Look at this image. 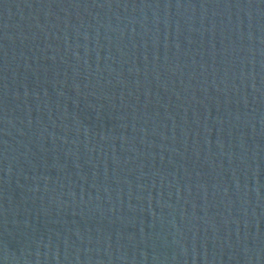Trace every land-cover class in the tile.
<instances>
[{
    "label": "water",
    "instance_id": "1",
    "mask_svg": "<svg viewBox=\"0 0 264 264\" xmlns=\"http://www.w3.org/2000/svg\"><path fill=\"white\" fill-rule=\"evenodd\" d=\"M0 264H264V0H0Z\"/></svg>",
    "mask_w": 264,
    "mask_h": 264
}]
</instances>
